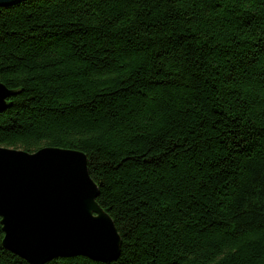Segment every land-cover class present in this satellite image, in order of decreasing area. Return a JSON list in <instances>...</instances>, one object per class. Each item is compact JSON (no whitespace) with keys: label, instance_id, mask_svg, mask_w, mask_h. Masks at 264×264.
<instances>
[{"label":"trees","instance_id":"trees-1","mask_svg":"<svg viewBox=\"0 0 264 264\" xmlns=\"http://www.w3.org/2000/svg\"><path fill=\"white\" fill-rule=\"evenodd\" d=\"M0 82V146L86 154L122 239L47 264H264V0L0 7Z\"/></svg>","mask_w":264,"mask_h":264},{"label":"water","instance_id":"water-1","mask_svg":"<svg viewBox=\"0 0 264 264\" xmlns=\"http://www.w3.org/2000/svg\"><path fill=\"white\" fill-rule=\"evenodd\" d=\"M27 0H0L11 7ZM15 92L0 82V113ZM87 155L43 147L30 153L0 146V218L6 249L30 264L84 256L112 262L122 239L98 203Z\"/></svg>","mask_w":264,"mask_h":264}]
</instances>
